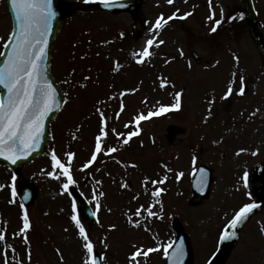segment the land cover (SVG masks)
Here are the masks:
<instances>
[{
  "label": "rangeland",
  "instance_id": "374dc122",
  "mask_svg": "<svg viewBox=\"0 0 264 264\" xmlns=\"http://www.w3.org/2000/svg\"><path fill=\"white\" fill-rule=\"evenodd\" d=\"M4 1L0 0V50L11 30ZM66 1H70L69 13L51 49V72L65 96V105L50 127L49 154L22 168L23 177L36 192L33 205H20L16 198L20 179L0 165V233L4 235L0 264H85L88 259L85 241L71 219L76 212L62 187L67 177L60 176V168L53 176L48 174L54 171L53 153L68 166V148L60 142V134L66 137V143L76 145L71 164L75 184L71 186L82 192L98 212L99 220L94 225L76 216L92 242L93 252L100 254L101 264H130L129 257L137 248L146 251L157 247L161 250L138 256L139 264H166L163 246L172 244L176 227L183 228L188 237L189 264H205L218 245L219 230L236 207L254 196L246 170L255 161L264 162V69L259 52L244 21L237 20L234 25L239 31L235 39L228 37L225 29L211 30L215 20L222 21L241 9L242 0H173L171 4L168 0H139L141 7L133 16L78 11L93 0ZM253 4L264 33V0H253ZM163 13L172 20L154 28ZM148 39H153L151 46L146 43ZM146 46L152 55L142 57ZM229 86L233 93L225 99ZM129 89L134 91L129 93ZM175 91L181 93L179 108L173 107L176 98L171 92ZM161 106L168 110L160 112ZM140 111L145 115L151 111L162 118L144 122V146L137 143V148L133 144L123 147L120 140L118 149L109 153L112 147L107 136L98 154L101 159L106 154V162L100 160L95 167L82 168L94 151L92 140L100 134V116L103 119L109 113L105 131L109 135L120 133L122 138L125 124L128 122L129 128L139 116L132 114ZM168 123L187 128L173 146H168L164 138ZM147 136L154 138L155 145L149 144ZM71 137L78 140L76 144ZM124 157L132 160L128 171ZM199 163L212 169L213 180L208 196L192 206L188 203L189 181ZM85 176L90 180L81 184ZM122 176L120 187L128 184L123 191L118 183ZM102 180L109 182L112 195L98 190ZM161 180L163 183H159ZM157 189L162 191L153 196ZM132 197L137 198L129 205L126 200ZM137 204L148 205L137 212ZM132 211L133 215L126 216ZM25 212L31 226L22 237L19 233L23 234L20 229ZM149 212L159 213L155 217ZM262 227L264 209L243 226L222 264H264ZM37 231L39 241L35 239Z\"/></svg>",
  "mask_w": 264,
  "mask_h": 264
},
{
  "label": "snow or ice",
  "instance_id": "6c2138e0",
  "mask_svg": "<svg viewBox=\"0 0 264 264\" xmlns=\"http://www.w3.org/2000/svg\"><path fill=\"white\" fill-rule=\"evenodd\" d=\"M102 2L110 6V0H102ZM172 2L173 0H168L169 4ZM10 3L17 20V31L8 36V40L12 41V43L10 45L6 43V46H9L11 50L6 54L7 59L0 64V86H3V89L6 91V95L0 97V157H5L11 160L12 163H16L17 159L21 156H27L33 146L38 143L39 136L43 131L44 118L52 111L54 106H58L55 91L52 84L48 81L47 76L44 74V68L42 66L46 57L47 38L51 30V21L56 13L52 8V0H10ZM221 13H223V10H221ZM168 19L170 20L172 17L170 16ZM209 19H212V16H209ZM162 21L163 17L157 18L153 27L156 29L161 28ZM163 22L166 23L167 21ZM220 24L221 20H215V25ZM211 30L213 32L216 31V27H213ZM146 43L148 46H151L153 39H148ZM159 43L162 44L163 41ZM4 55V52H0V56ZM140 55L147 57L151 56L152 53L146 46ZM138 62L142 63L143 59ZM241 84L243 85L242 77ZM163 86L162 83L161 87ZM232 93L233 89L229 86L223 98L226 99ZM243 93L244 87L242 86L239 94L242 95ZM180 97L181 93L176 92L173 107L179 108ZM122 110L123 107L121 108ZM167 110V107H160V112H166ZM152 114L150 111L148 116L150 117ZM144 118L143 114H141L135 119L139 122ZM125 127H128V125L126 124ZM113 131L115 130L113 129ZM99 133L96 137L95 149L92 152L91 159L82 165L84 169L89 168L97 160L98 154L103 151L102 140L108 135L105 131L103 120L101 121ZM137 134L136 132H130L128 138L124 139L123 142L127 144L129 139ZM115 151V148L108 149L109 153ZM67 157L68 166L65 167L57 158L56 154L53 153L52 161L54 171L48 173L50 176H53L57 168L63 170L60 176L67 177V182L62 185L64 190H67L69 185L75 184V180L71 175V164L74 153H67ZM180 175L182 173L177 175V179H179ZM60 176H56L55 178L59 179ZM245 176L247 177V173H245ZM166 179L167 177L165 176L164 180ZM13 180H15V177H13ZM151 183L156 184L158 182L151 181ZM159 183H163V180L159 181ZM160 191L162 189L154 191L153 196H158ZM93 199L95 200L96 197L93 196ZM96 207L97 209L100 207L98 201ZM255 207H257L255 204H244L229 221V226L235 228ZM73 211L75 212V204H73ZM93 215H96V213H93ZM149 215H155V213L149 212ZM22 218L24 220V226L20 229V232H26L31 226L26 212ZM71 219L76 223L79 229V235L85 241L83 248L88 253V259L85 260V264H96V259L92 255L93 245L84 227L76 215H73ZM135 223L139 225V221H135ZM234 235H236L235 232L224 231L221 233L220 239H230ZM3 239L4 235L0 233V240ZM170 248H172L171 244L163 246V252L166 257L169 256ZM160 250L159 247L149 248L146 251L137 248L129 257L130 264H139L137 257L140 255L147 256L149 252ZM183 255L182 243L176 245L171 253V264H180Z\"/></svg>",
  "mask_w": 264,
  "mask_h": 264
},
{
  "label": "water",
  "instance_id": "95a60500",
  "mask_svg": "<svg viewBox=\"0 0 264 264\" xmlns=\"http://www.w3.org/2000/svg\"><path fill=\"white\" fill-rule=\"evenodd\" d=\"M244 1H245V12H246V18H247L249 31L261 52L263 63H264V37L259 32L256 26L255 16L252 11L250 0H244ZM91 6L96 9H105L111 12H120V11L133 12L134 10L138 8L139 3L135 0H113V1H110V6L106 5L104 2L93 3ZM7 7L12 16V23H13L12 34H14L17 31V20L15 17V13L12 10L10 0L7 1ZM52 8L55 11L56 15L52 18V21H51V30L48 33V38H47L48 44H47V49H46V57L43 61L42 66L44 68V74L47 76L48 81L52 84V87L55 91V98H56L58 106H54L52 111L49 112L48 115L44 118L43 131L41 132L39 136L38 143L35 146H33L32 150L29 152L27 156H21L19 159H17L16 163H12L11 160L5 157H0V162H3L7 164L8 166H10L12 171L15 173L20 172L22 164L32 160L34 157L38 155H42L45 152L47 137H48V124L51 121L52 117L54 116L55 112L60 108L61 102H62V96L59 93L56 85L54 84L53 78L50 74L49 53H50L51 43L54 40L56 33L58 32L61 26L63 17L65 16V14L63 13V1L62 0H52ZM11 43L12 41H9L7 45H10ZM10 50L11 48L9 46H6L4 48L3 52L5 53V55L1 56L0 64H2L5 59H7L6 54ZM0 88H1L0 97H3L6 95V91L3 89V86H0ZM183 132H184V129L178 126H175V125H169L166 128V135L170 138L176 133H183ZM251 176L253 178L262 176L260 189L258 191L259 201L257 203H254L255 205H257V207L252 209L251 212H253L259 209L264 202V167L262 168L256 165L252 171ZM209 180H210V170L204 167H200L198 169L196 177L193 179V190L196 192V194L191 200L192 203L199 202L200 199L206 194L207 189H208ZM18 197L20 198V200L22 201L24 205L31 204L32 201L34 200V190L31 187V185L23 181L19 187ZM76 204L78 207V211L83 218L90 216L89 215L90 211L86 208V206L82 203V201H80L79 199H76ZM244 219L235 228H231L230 226H228V228L225 231L236 233L237 229L239 228L241 223L244 221ZM234 237L235 235L232 236L230 239L221 240V246L218 252L215 254L214 258L209 262V264H217L222 260L224 255L229 250L231 243L234 241ZM181 243L183 245L184 255L180 261V264H188L189 257H190V251L188 248L187 240L183 236L182 231L178 229L177 230V241H176L175 246ZM96 264H99L98 259H96ZM168 264H171V255H170Z\"/></svg>",
  "mask_w": 264,
  "mask_h": 264
}]
</instances>
